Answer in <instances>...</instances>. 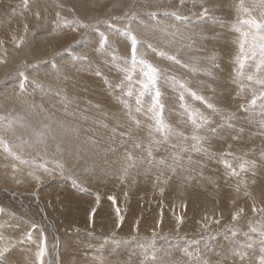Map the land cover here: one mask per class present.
I'll use <instances>...</instances> for the list:
<instances>
[{
    "label": "rangeland",
    "instance_id": "374dc122",
    "mask_svg": "<svg viewBox=\"0 0 264 264\" xmlns=\"http://www.w3.org/2000/svg\"><path fill=\"white\" fill-rule=\"evenodd\" d=\"M162 2L29 0L25 8L23 0H0V114H11L18 121L14 132L0 130V137L12 145L14 153L0 145V264H261L264 114L258 104L250 105L253 83L240 87L247 88V93L234 90L223 94L216 89L226 84L220 76L242 79L251 74H239L248 69L246 63L239 72L238 62L235 66L222 59L227 50L226 55L232 58L234 42L227 41V37L224 42L216 33L227 30L226 35L230 33L234 38L239 34L232 27L237 19L229 13L222 16L209 12L219 3L236 9L239 0H186L183 4L180 0H166L168 7ZM205 9L207 14L202 15ZM129 32L137 39L135 68ZM209 33L216 36V42L207 38L212 46L199 47V51V43L191 38L198 41ZM102 37H107L103 48ZM238 51L234 50L240 55ZM173 56L175 60L170 59ZM141 60L159 73L156 88L141 97L137 105L139 81L146 79ZM212 71L215 77H207L206 73ZM84 81L102 88L87 90ZM156 89L162 105L156 115L172 131L167 135L168 145L157 141L158 146L150 144L145 148L144 141L161 134L155 131L153 112L149 111ZM253 91L258 96L264 88L258 84ZM224 99L228 100V110ZM191 116L202 123L211 118L217 122L210 123L208 131L194 124ZM45 125L52 132L40 143L32 132L41 131ZM194 135L199 141L192 139ZM18 137L28 143L22 145ZM164 137L161 134L160 139ZM210 138L215 148L227 154L219 156L209 148L206 141ZM231 140L236 144H230ZM126 154L133 159L128 161ZM101 156L107 166L112 162L110 170L120 169L124 162L127 176L140 173L147 176L145 181L150 176L160 177L159 172L177 177L179 169L187 173L183 181L190 188L217 200L222 196L221 185L225 186L224 198L230 194L231 185L240 182L244 210L237 207L241 204L238 202L227 211L221 206L222 217L196 229L198 234L185 230L186 220L181 217L175 231L166 228L142 234L136 228L134 234L125 235L80 227L68 229L49 214L47 203L46 206L38 198L49 203L42 193L63 198L67 190L105 198L101 192L93 191L95 183L85 177L91 172L96 176L94 162ZM204 157H208V164L202 161ZM162 159L165 164H158ZM225 160L237 172L244 160H254L256 167L234 176L225 167ZM130 163L134 166L128 167ZM58 164L63 165V171ZM210 183L212 188L206 191ZM155 186L168 193L164 187ZM229 210L234 213L230 215ZM188 221L191 222L189 218Z\"/></svg>",
    "mask_w": 264,
    "mask_h": 264
},
{
    "label": "bare ground",
    "instance_id": "6f19581e",
    "mask_svg": "<svg viewBox=\"0 0 264 264\" xmlns=\"http://www.w3.org/2000/svg\"><path fill=\"white\" fill-rule=\"evenodd\" d=\"M185 1L186 0H184V2ZM220 4L221 3L217 4L218 8L211 7L209 9V12L213 11L212 13H215V14L219 13L218 15H222V16L225 13H229L231 15V18L233 19L238 18L237 11L236 9H234L235 7L231 8L230 6L226 8L224 5H220ZM161 5L167 6L166 0H163ZM161 5H159L160 8L162 7ZM227 11H230V12H227ZM226 31L227 30L218 31L216 34L219 37H222L221 38L222 41H224L227 37V41L234 42V47H233L234 50H239L240 35L234 34L235 37L233 38V37H230V33L226 35ZM203 38L205 39V41L202 38L199 39L198 41L197 40L195 41L194 39L192 40L191 38V41L199 43V44H196L197 49H199V47L205 48V46H207L208 48L209 46H212L211 43L212 41L215 40L216 36L214 35L212 36L209 33L207 35H204ZM207 38H210L212 41H210V39H207ZM205 50L207 51L208 49H205ZM234 50H231V53L229 52L232 57L231 59H229L228 54L226 55L228 50L223 55V57L221 56L222 59L224 58L225 64L234 63V65L237 66L236 62H237V57L239 56V53L236 54ZM212 55H213V52H212ZM212 57L215 58V56H212ZM216 58H218L217 55H216ZM246 64L245 65L248 69L243 68L244 69L243 74H248L247 72H249V74L254 76V78L255 77H258L260 79L264 78V72H257L255 64L252 61H247ZM236 69L239 70L240 72L239 64H238V67H236ZM214 72L212 71V72H209L208 74L206 73V76L215 77L213 76ZM230 73L233 74V72H230ZM233 76H229V77L220 76L219 78L222 77L223 78L222 81L226 84L220 86L222 84L220 81L221 83L219 85L220 87L218 86V88L216 89H220V92L223 94L231 93L234 90H236V92L247 93V88L242 89L240 87L243 86L244 83L250 82V83H253V86L250 87L252 90L251 93H255L253 90H255V87L258 86V84H256L254 80L249 81L247 79L249 75L247 77H242V79L239 78L238 76H234V77ZM232 78H234L235 80L231 81ZM82 83L84 84V88L87 90L89 89L94 90L96 87L100 86L98 84L88 83L87 81H84ZM228 87L231 90L227 92L226 88ZM100 88L102 87L100 86ZM227 103H228V100L224 99L223 105H225V108L228 110ZM213 119L214 118H211L210 122L206 121L203 123L200 122L198 119H196L195 124L200 125L209 131L210 128L208 127V125H210V123L215 124L217 122V119H214V120ZM86 131H89V130H86ZM160 136L161 134H158L156 139L144 141V146H146L145 148H147L148 145L150 144L158 146L157 141H159L160 143H162V141H165L166 142L165 145H168V142L170 141V139L168 137L167 138L164 137L165 140H161ZM230 142H231L230 144L232 143L236 144V142L233 140H231ZM213 143L215 142L211 138L206 141L207 146L213 149L215 152H217L219 156L227 154L226 152L224 151L222 152L221 150H218L217 148H215L213 146ZM64 145L66 146L67 143H64ZM77 149L79 148H74V150H77ZM196 153L197 152H195L194 154L199 157L203 156L202 153L201 154L199 153L196 154ZM207 158L208 157H204L202 161L208 164ZM102 161H103V158L101 156L99 159H97L94 162L98 168L97 170H95V172L97 173L96 176H93L91 172L87 174L85 177L90 182L95 183L92 187L93 191L96 190V191L101 192L103 194L101 196H105V198L98 199L99 197L95 195L94 193L90 194V193H86L85 191L74 192L72 190H67L63 198H60V197L53 198L49 194L42 193V195L49 201V203L42 198H38L39 200H43L45 205L47 203L48 208H49V214L56 216L57 220L61 222L64 226H66L68 229L69 228L75 229V228L80 227V229L87 228L92 231H98V232L104 231L107 233L109 232L111 233V231H116L118 233H123L125 235L134 234L136 228L139 229V233H142V234L151 233L154 230L156 231V229H161L163 232L165 231L164 229L166 228H168L169 230L171 229L175 231L177 226L179 225V222L181 221L180 220V217H181L186 220V223H184L185 230L193 232L194 234H198L196 229L203 228V226L206 223H208L210 220L213 221L215 219L222 217L221 216L222 213L219 210L221 206H223L222 208L225 211H227L228 208H231L236 202H238L241 204H239L237 207L239 209L243 207V210H244L245 198L242 196L244 195V189L241 187L240 182L238 184L231 185L232 190L230 191V194L228 196H225L224 198H223V193L225 191V186L221 185L220 193L222 194V196L219 198V200L221 201H219L212 196H208V195L203 196V194L200 191L193 190L192 188H190L188 184L183 181V177H185L187 173H184L180 171L179 169H176V172H175L177 177H170L165 172H159L156 170V172H159L162 175H160V177H157V178L150 176L149 179L145 181L147 179V176L141 175L140 173L134 174V177L127 176L124 170L126 168L124 167L125 166L124 162H122V167L120 169L110 170L111 168L110 165L112 162H110V165L107 166ZM122 170H123V173H122ZM163 170L165 171L166 169H163ZM127 173L128 175L130 174V172H127ZM123 174H126V175H123ZM102 179L103 181L101 182ZM155 185L164 187L163 190L167 189L168 193L164 194L160 192L159 189ZM212 185L213 183H210L206 191L211 190ZM238 187H239V191H237ZM34 201L36 200L34 199L33 202ZM64 204H66V207H62L64 206ZM28 206H30V208L32 207L31 204H28ZM32 211L33 213L36 212L35 210H32ZM228 212L230 215L234 213L232 210H229ZM188 218L191 220V222L188 221ZM196 236L199 237V235H196Z\"/></svg>",
    "mask_w": 264,
    "mask_h": 264
},
{
    "label": "snow or ice",
    "instance_id": "6c2138e0",
    "mask_svg": "<svg viewBox=\"0 0 264 264\" xmlns=\"http://www.w3.org/2000/svg\"><path fill=\"white\" fill-rule=\"evenodd\" d=\"M184 0H180V3L183 4ZM29 0H23L24 7H28ZM236 11L238 14L237 22L233 25L234 30L240 34V41H239V50L240 55L237 57V62L239 64L240 69L242 70L245 67V63L247 61H252L255 64L257 72H264V0H239V2L236 5ZM207 10L205 9L202 15H206ZM38 15V14H37ZM59 15V14H58ZM175 15V13H173ZM79 27H88V25L85 24H78ZM131 37L132 41V49H133V57H132V64L133 68L136 66V45H137V39L134 35H132L130 32L128 33ZM23 42V38L20 39V43ZM107 43V37H102L101 39V45L100 47L103 48L105 44ZM19 46V44H17ZM161 55H164V53H161ZM170 59L175 60L176 57H170ZM140 64L144 65V67L141 69L143 76L146 78L144 80L139 81L141 84V91L139 93V96L136 99L137 105L141 104V97H143L147 92H149L151 89L156 88V82L158 79V73L159 70L155 68L153 65L147 63L146 61L141 60ZM239 74H243L240 72ZM23 75V73H21ZM129 79H131V76H129ZM249 81H253L256 84H259L264 88V79H260L258 77L249 75L247 77ZM175 82V81H174ZM180 87L183 88L184 84H180ZM129 95L132 93L129 92ZM193 96H196V94L193 92L191 93ZM160 92L159 89L155 90V94L152 97V107L149 109V111L153 112V118L155 119V131L161 133L165 138H167V135L171 133V128L164 123L162 118L158 115H156L157 110L159 109L162 111V105L159 101ZM197 99H202V97H196ZM183 99V97H181ZM259 101V107L261 108L262 114H264V91H260L259 95L257 96L255 93L253 94V98L250 101V105L252 107H256ZM137 111H140V108H137ZM193 121V123H196L195 116L190 117ZM18 123L14 117L9 115L0 114V130L6 131V132H14V126ZM138 123V122H137ZM20 127H24L23 124L20 125ZM52 132V129L50 126L45 125L41 131H34L32 132V135L36 138V140L40 143H43L49 133ZM54 138V137H53ZM18 139H21V144L28 143L27 141H24L22 138L18 137ZM193 140L199 141V137L193 136ZM0 145L4 146L5 151H8L10 154L12 153V145L5 141L2 137H0ZM29 147L32 145L29 144ZM46 146V145H45ZM135 147L139 148L140 145L136 144ZM199 150V149H197ZM147 156L149 158L148 162L151 164L152 161V149L151 147L147 150ZM17 159H20L19 156L16 157ZM262 158H264V154H262ZM126 159L128 161H131L133 158L130 154H126ZM174 159H178V157H174ZM21 163H29L28 161L21 160ZM160 165H164L165 161L162 159L157 162ZM225 164V167L228 168L231 171V174L234 176H239L240 172H246L250 170L251 168L256 167V162L244 160L239 164V172H237L236 168L232 166L228 161H223ZM134 164H128V167H132ZM58 167L61 168V171H63V165L58 164ZM175 171V169H172ZM45 171H48L47 168H45ZM125 171H127V168H125ZM31 175V173H30ZM37 181H39V177H34ZM237 191H239V187L237 188ZM247 194V192H245ZM264 211V209H262ZM236 218L235 216L233 217ZM255 231V229H253ZM29 239H31V236L29 235ZM248 247H251V245H248ZM43 248L38 253V255L43 256ZM261 251H264V248L261 249ZM0 255H2V252H0ZM153 259L155 257L153 256ZM261 264H264V258L261 259Z\"/></svg>",
    "mask_w": 264,
    "mask_h": 264
}]
</instances>
